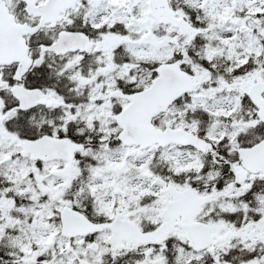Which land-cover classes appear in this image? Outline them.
<instances>
[{"label":"snow or ice","instance_id":"1","mask_svg":"<svg viewBox=\"0 0 264 264\" xmlns=\"http://www.w3.org/2000/svg\"><path fill=\"white\" fill-rule=\"evenodd\" d=\"M0 264H264V0H0Z\"/></svg>","mask_w":264,"mask_h":264}]
</instances>
